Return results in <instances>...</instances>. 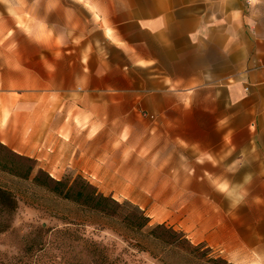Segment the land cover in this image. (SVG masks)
Returning <instances> with one entry per match:
<instances>
[{
	"label": "crops",
	"instance_id": "obj_1",
	"mask_svg": "<svg viewBox=\"0 0 264 264\" xmlns=\"http://www.w3.org/2000/svg\"><path fill=\"white\" fill-rule=\"evenodd\" d=\"M0 142L264 264V0H0Z\"/></svg>",
	"mask_w": 264,
	"mask_h": 264
},
{
	"label": "rangeland",
	"instance_id": "obj_2",
	"mask_svg": "<svg viewBox=\"0 0 264 264\" xmlns=\"http://www.w3.org/2000/svg\"><path fill=\"white\" fill-rule=\"evenodd\" d=\"M38 169L46 171L37 164L28 179L0 169V186L11 191L17 200L8 227L0 232V264H230L204 244L187 256L179 247L160 244L145 233L126 228L115 218L62 199L34 183ZM77 176L111 197L108 174L90 177L67 168L56 179L68 177L72 181ZM128 201L137 205L136 201ZM0 219L6 222L8 218L0 214Z\"/></svg>",
	"mask_w": 264,
	"mask_h": 264
},
{
	"label": "trees",
	"instance_id": "obj_3",
	"mask_svg": "<svg viewBox=\"0 0 264 264\" xmlns=\"http://www.w3.org/2000/svg\"><path fill=\"white\" fill-rule=\"evenodd\" d=\"M0 149L4 150V154L0 155V169L13 176L28 179L35 170L37 161L12 151L1 142ZM33 181L62 199L74 201L93 212L115 218L126 228L136 233H145L160 244L179 247L187 256H192L199 249V244L191 243L182 231L164 223L151 225L148 215L137 205L128 200L119 202L103 195L81 176L72 181L68 177L55 179L48 172L38 169ZM16 208L17 200L14 194L0 186V214L8 218L6 222L0 219V232L8 227L9 217ZM136 246L141 247L140 244Z\"/></svg>",
	"mask_w": 264,
	"mask_h": 264
},
{
	"label": "clouds",
	"instance_id": "obj_4",
	"mask_svg": "<svg viewBox=\"0 0 264 264\" xmlns=\"http://www.w3.org/2000/svg\"><path fill=\"white\" fill-rule=\"evenodd\" d=\"M240 171V168L237 167L236 168V172H239ZM247 179V177H245V180ZM243 183V182H241ZM217 191H219L220 193L222 194H226V196L228 198H231L233 196H235V206L238 207L240 206L241 204H243L244 200L246 199V193H235V190H230L229 188V185L227 183H224V184H221V185H218L217 186Z\"/></svg>",
	"mask_w": 264,
	"mask_h": 264
}]
</instances>
